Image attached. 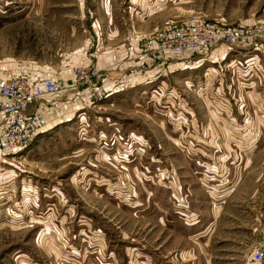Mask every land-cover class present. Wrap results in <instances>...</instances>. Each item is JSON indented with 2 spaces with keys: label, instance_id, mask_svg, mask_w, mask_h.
<instances>
[{
  "label": "rangeland",
  "instance_id": "374dc122",
  "mask_svg": "<svg viewBox=\"0 0 264 264\" xmlns=\"http://www.w3.org/2000/svg\"><path fill=\"white\" fill-rule=\"evenodd\" d=\"M192 19H264V0H0V76H52L61 93L83 68L105 73L104 89L130 82L98 99L85 85L67 93L55 109L67 118L9 159L0 264H61L55 253L69 264H264L253 259L264 242V59L143 81L156 65L141 62L150 34Z\"/></svg>",
  "mask_w": 264,
  "mask_h": 264
},
{
  "label": "built area",
  "instance_id": "2783aa9c",
  "mask_svg": "<svg viewBox=\"0 0 264 264\" xmlns=\"http://www.w3.org/2000/svg\"><path fill=\"white\" fill-rule=\"evenodd\" d=\"M148 39L151 44L145 45V52L141 54L145 61L141 62H156V65H150L151 68L144 71L142 69L145 78L143 81H147L151 75L165 78L172 69L189 66L194 68L200 65V61L209 62L214 71L217 68L224 72L241 65L240 60H236L234 51L246 50L264 55V19L232 25L203 19L186 20L179 24H165L154 30ZM256 66L259 64L251 62L245 69L247 72L252 71ZM207 71L206 66L203 76L210 75L211 72ZM88 72L85 68L79 70L78 84L74 90L68 89V92L63 93L60 92L58 80L52 76L34 78L21 71H10L0 76V177L7 173L4 167L9 159L21 156L38 137L67 118H59L58 113H55L67 93H75L80 85H85L91 91L90 98L98 99L127 85L120 79L111 88L104 89L99 87V83L104 80L105 73L98 70L91 71L90 74ZM131 76L128 78L131 79ZM162 80L160 87H163ZM241 85L242 83L240 87ZM228 87L229 84L226 88ZM5 181L6 179L0 181V192L8 191L0 198L2 209L6 208L1 206L12 195L10 191L13 190L7 187ZM7 214L10 212L3 215ZM14 215L15 213L11 220ZM263 257L264 242L259 243L253 252L255 262H260Z\"/></svg>",
  "mask_w": 264,
  "mask_h": 264
},
{
  "label": "crops",
  "instance_id": "0c3cea01",
  "mask_svg": "<svg viewBox=\"0 0 264 264\" xmlns=\"http://www.w3.org/2000/svg\"><path fill=\"white\" fill-rule=\"evenodd\" d=\"M256 53V54H255ZM239 55V57H240V61L243 63V64H245V66L246 65H248V64H250L251 62H254L256 65L257 64H260V67L262 66L261 65V60L262 59H264V55H262L260 52H253V53H249V51L248 52H246V50H242V51H239V52H237L236 53V56H238ZM253 57H255V58H253ZM203 63L204 64H206V66H208V71L207 72H212L213 70H214V68L213 67H211V66H209L210 64H209V62H204V61H200V65H197L196 67H194V68H190V70H195V69H199L200 70V66H205V65H203ZM122 69H120V68H116V67H112V66H110L109 68H108V71L109 72H107V73H110V75L112 76H124V69H123V67H121ZM185 69H188V67H184ZM205 68V67H204ZM246 68V67H245ZM183 69V68H182ZM182 69L181 70H179V73H176L175 74V78H176V80L178 79L179 81L180 80H182V79H185V77L184 76H182ZM246 71H247V69H245ZM189 74H198V72L199 71H196V72H192V71H187ZM201 72V71H200ZM126 75V74H125ZM123 80V79H122ZM200 80V79H199ZM124 81V80H123ZM125 83H128V80L127 79H125V81H124ZM202 81H199V82H197L196 84H195V87L197 88V87H199L200 88V86H203V84L201 83ZM251 83H246L245 85H247V86H249ZM213 85V84H212ZM208 87H211V86H208ZM198 88V89H199ZM218 88V90H219V88L220 87H217ZM227 89V88H226ZM229 89H232L231 88V86H230V88ZM169 96H170V94H168ZM239 105V104H238ZM239 108H240V105H239ZM239 108L237 109V111H239ZM238 113H241V112H238ZM239 115H241V114H239ZM174 128V127H173ZM194 132H191L190 133V135L192 134V135H194L195 137H198L197 135L199 134V131H197V130H193ZM190 137H192V136H190ZM122 149L124 150V147H122ZM125 151H128V148H125ZM183 153V155H184V153H185V157H186V154H188V155H191L190 154V152H188V151H183L182 152ZM195 163V164H194ZM193 164H191L190 163V167L192 168V170H193V172L194 173H197L198 174V171L196 170V169H194V167L196 168V164H197V162H194ZM128 164V163H127ZM211 168H212V166H206V167H204V170L205 169H208L209 171H212L211 170ZM225 168V167H224ZM223 168V169H224ZM206 171V170H205ZM134 172H135V170H134ZM211 173H215V171L213 170ZM204 175H205V173H204ZM213 176H215V174H213ZM207 177V176H206ZM212 178V177H211ZM213 188V187H212ZM214 189V188H213ZM215 190V189H214ZM220 197H223V196H220ZM219 199V198H218ZM177 202H180L179 200H177ZM181 216H182V214H180ZM185 219V218H184ZM186 220V219H185ZM190 221H193V216L189 219ZM198 221V220H197ZM78 224H77V227H78V229H77V231H78V234L80 235V234H82L84 231H83V228H81V223H82V225H84L83 224V221H80V220H78V222H77ZM46 231V232H45ZM41 232L42 233H46V234H48V232H47V230H44V228H40V234H41ZM43 234H41V236H42ZM51 239V238H50ZM80 239V238H79ZM46 242L47 243H49V248L50 249H52V248H54V246H53V243H52V241L50 242V240H48V238H47V240H46ZM55 245V244H54ZM74 249H72V251H73ZM59 252H61V251H59ZM74 252V251H73ZM96 254V256H97V258L98 259H100L101 261L103 260L102 259V255H100L99 254V252H96L95 253ZM65 255L66 254H64V256H63V258H59L58 257V254L57 253H55L54 255H53V258H54V260L55 261H59V263H61V264H69V257H65ZM57 256V257H56ZM73 256H75V255H72V257ZM77 256V255H76ZM58 258V259H57Z\"/></svg>",
  "mask_w": 264,
  "mask_h": 264
},
{
  "label": "bare ground",
  "instance_id": "6f19581e",
  "mask_svg": "<svg viewBox=\"0 0 264 264\" xmlns=\"http://www.w3.org/2000/svg\"><path fill=\"white\" fill-rule=\"evenodd\" d=\"M160 81H161V80H160ZM160 84H161V83H160ZM53 128H54V127H53ZM26 150H27V149H26ZM26 150H25V151H26ZM25 151H24V152H25ZM24 152H23V153H24ZM8 173H9V172H8ZM6 175H8V174L6 173L5 176H6ZM5 176L0 177V181H2V179L5 180V178H4ZM6 178H7V177H6Z\"/></svg>",
  "mask_w": 264,
  "mask_h": 264
}]
</instances>
